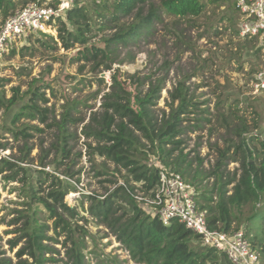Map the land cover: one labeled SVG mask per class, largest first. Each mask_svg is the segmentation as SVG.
Returning a JSON list of instances; mask_svg holds the SVG:
<instances>
[{"label": "rangeland", "instance_id": "rangeland-1", "mask_svg": "<svg viewBox=\"0 0 264 264\" xmlns=\"http://www.w3.org/2000/svg\"><path fill=\"white\" fill-rule=\"evenodd\" d=\"M26 1L30 2L12 0L14 4L8 13H13ZM202 1L205 8L194 17L178 18L160 10V18L154 20L151 33L140 38L134 46L120 49L117 60L109 69L80 58L78 45L65 49L58 37V21L51 23L45 32L53 36L52 41L35 33L25 40H16L11 48L0 54V92L5 98L14 94V88L21 94L37 85L46 98V102L39 99L37 104L48 109L45 121L36 114L34 118L21 116L12 123L17 109L6 110L5 106H0V159L5 158L24 169H44L74 185L75 190L65 196L64 202L75 207L78 213L75 221L88 232L83 236L86 264H143L132 260L109 229L97 224L88 213L87 196L102 197L106 190L123 183L125 173L112 161L89 155L87 143L95 145V142L81 132L91 114L102 110L107 97L113 101L112 94H119L130 97L133 102L136 96L143 97L150 88L157 86L158 92L149 108L160 121L170 109L169 93L182 81L189 94L201 103L198 104L200 112L188 114L183 119L184 132L180 136L183 141L180 148L191 163V172L204 177L200 186L213 184L214 176L209 175L219 157L217 148H224L229 138H237L231 131L234 126L244 120L250 131L243 136L262 139L264 91L254 89L252 84L256 72L264 64V49L257 39L239 36L240 18L233 0ZM159 2L153 0L157 7ZM7 16L0 11V23ZM92 31L91 35L95 36L90 42L101 45L103 34ZM111 32L106 30L104 35ZM118 88L122 90L118 91ZM132 105L135 107L134 103ZM67 106H73L71 115L81 121L69 123V132L75 134L68 142L69 156L55 164L53 145H56L57 129L52 123L53 119L61 118ZM26 124L30 135L26 138L15 137L8 130ZM176 153L174 151L173 156ZM146 157L147 163L156 168L164 167L154 151L149 149ZM238 165V162L225 160L224 172L232 173ZM16 167L13 169H18ZM22 171L20 169L14 178H7L13 171L0 166V259H9L10 264L26 258V255L17 257L25 243L24 239H18L20 228L30 214L20 179ZM65 171L72 175H65ZM46 179L42 184L44 193L50 189L51 176ZM136 187L140 184L136 183ZM136 193L141 192L137 189ZM258 214L251 224L256 234H260L264 212ZM47 215L40 208L38 217L48 225L45 234L49 239L44 243L52 249L45 256L55 259L47 263L69 264L66 252L70 242L65 232L59 228L54 231V218L48 219ZM232 226L234 230L241 228L251 233L248 224L236 228L233 223ZM14 241L17 242L13 244ZM254 250L260 264H264V250L258 246Z\"/></svg>", "mask_w": 264, "mask_h": 264}, {"label": "trees", "instance_id": "trees-1", "mask_svg": "<svg viewBox=\"0 0 264 264\" xmlns=\"http://www.w3.org/2000/svg\"><path fill=\"white\" fill-rule=\"evenodd\" d=\"M215 1L217 0H211ZM13 4L12 0H0V11L7 16ZM204 8L202 0H160L158 7L153 0H104L100 4L76 1L65 11L63 19L58 20V37L65 49L78 45L80 58L95 66L103 65L105 69H109L117 60L120 49L134 46L140 38L151 33L154 20L160 18V10L165 14L183 18L198 16ZM92 30L103 34L100 37L101 45L90 42L95 36L91 35ZM106 30L112 32L104 35ZM39 34L53 40V36L48 33ZM46 45L48 46L47 43ZM156 87L150 88L143 97L136 96L133 102L130 97L112 94L115 100L107 97L102 104V110L93 112L88 123L83 125L82 134L86 138L92 137L95 142V145L87 143L89 155L104 157L116 167L120 166L125 170L122 184L106 190L102 197L87 196L90 202L89 215L97 224L108 228L129 257L136 262L231 264L223 253L213 248L201 247L199 236L181 222L173 220L165 226L157 215L148 213L142 203L136 201L137 189L142 197L151 195L158 182V170L164 168L180 173L195 187L197 207L205 212L209 228L234 231L233 223L236 228L240 224H248L251 233L245 231V236L251 247L255 249L258 246L260 250H264V215L260 234L254 233L251 225L254 217L259 212H264V129L262 139L259 140L252 136H243L250 131L244 120L234 126L231 131L237 138H229V143L224 148H217L219 157L209 175L214 176L213 184L210 187L200 186L204 177L191 172V163L180 148L183 143L180 136L184 132L183 119L188 114L200 112L198 104L201 103L189 94L188 88L181 81L169 93L168 114H163L160 121H157L149 108L158 92L159 87ZM38 89L35 85L20 94L14 88V94L10 98H5L0 92V106H5L6 110L17 109L12 123L21 116L34 118L36 114L42 121L46 120L48 109L40 108L37 104L39 99L46 102V98ZM119 90L122 89L118 88ZM72 110L73 106H67L58 121L53 119L52 126L57 129L56 145H53L55 164L69 156L68 142L75 135L69 132V123L81 121L71 115ZM27 128L29 127L26 124L22 128L8 130L15 137L21 135L26 138L30 136ZM149 149L154 151L158 162L164 167L156 168L147 163ZM174 151H177L175 156ZM225 160L238 162L237 170L225 173ZM0 166L13 171L7 178H14L20 169L23 170L20 178L23 180V195L30 207V214L22 223L18 237L19 240L24 239L25 243L17 252V257L26 255V258L19 259L15 264H48L47 262L55 261L54 258L45 256L52 249L44 243V240L49 239L45 234L48 225L38 217L40 208L47 212L48 219L54 218V231L59 228L65 232L70 242L66 252L69 264H86L83 236L88 232L75 221L78 214L75 207L64 202L65 196L75 190L74 185L44 169H24L5 158L0 159ZM15 167L18 169H13ZM65 175L72 174L65 171ZM46 176H51V183L50 189L44 193L42 184L47 180ZM136 183L140 184L139 188ZM15 242L17 241L13 244ZM10 263L9 259H0V264Z\"/></svg>", "mask_w": 264, "mask_h": 264}, {"label": "built area", "instance_id": "built-area-1", "mask_svg": "<svg viewBox=\"0 0 264 264\" xmlns=\"http://www.w3.org/2000/svg\"><path fill=\"white\" fill-rule=\"evenodd\" d=\"M78 2L100 4L104 0H37L30 1L9 14L0 23V54L11 48L16 40L35 33H45L50 24L63 19L65 11ZM240 18L238 34L253 37L264 49V0H233ZM253 88L264 91V64L256 72ZM196 189L177 172L158 170V182L151 195L135 199L148 213L158 216L167 226L173 220L181 222L199 236L200 245L225 255L231 264H260L243 229L224 231L208 227L205 212L196 204ZM151 205H153L151 207Z\"/></svg>", "mask_w": 264, "mask_h": 264}]
</instances>
